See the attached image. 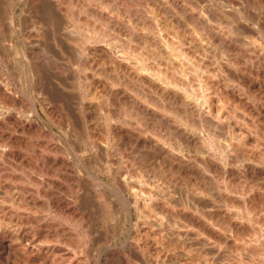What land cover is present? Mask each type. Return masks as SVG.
<instances>
[{"label":"bare ground","instance_id":"6f19581e","mask_svg":"<svg viewBox=\"0 0 264 264\" xmlns=\"http://www.w3.org/2000/svg\"><path fill=\"white\" fill-rule=\"evenodd\" d=\"M263 146L264 0H0L4 226L56 212L80 229L50 220L56 239L84 247L105 205L135 212V239L168 215L204 219L202 203L253 222Z\"/></svg>","mask_w":264,"mask_h":264},{"label":"rangeland","instance_id":"374dc122","mask_svg":"<svg viewBox=\"0 0 264 264\" xmlns=\"http://www.w3.org/2000/svg\"><path fill=\"white\" fill-rule=\"evenodd\" d=\"M46 125L50 127V122H47ZM53 127L55 130L56 129L55 126ZM259 150H260L259 151L260 153L262 149H259ZM263 150L260 153V155L262 154L263 157L262 156L260 157H262L261 160L264 162V151ZM103 166H104L103 167V170H104L106 168L105 164H103ZM3 168L4 169H2V166H0V172H1L0 175L2 176L8 173L7 172L8 168L5 166ZM5 168L7 169L5 170ZM18 173H21V172L18 171ZM110 178L111 176L109 175L107 176L106 172L103 173V179H107L111 182ZM22 185L24 186V187L22 186V188H25V186L28 184L24 183ZM34 185L35 184L32 183L29 186H27V188L30 189L31 188L30 186H32L33 188H37V186L36 185L34 186ZM262 186H264V182ZM262 189L264 193V187ZM0 193H1L0 200L1 199L6 200L5 204L8 206V203H10L11 201V199H8L9 194L7 195V193H3V191ZM258 202L260 203L258 199H251L249 201L250 204L248 203L250 205L249 210L251 211L250 212L251 216H253V219L251 220H254V221L252 222L249 220L250 221L249 223L248 220L241 218L240 223H238L237 225H235L232 222V218H230L229 216L228 217L226 216L220 219L218 217H215L214 213L207 214L208 212L204 207L206 205H204L205 203L204 204L202 203L204 219L194 218V216H189V217L187 216L188 218H185L179 215H178L179 216L178 218L177 215L172 214V216L168 215V217H164L165 220L163 218L164 221L161 220L162 222L160 220H154V222H156V223L153 222L155 225L153 224L154 227H153L152 232L154 231V233L153 235H151L152 233L148 234L149 237L152 236V238L150 237L151 239L147 235L145 236V234H143L144 233L143 231L140 232L141 234L138 233L139 234L138 237L140 238L135 239L134 235L136 233V230H135L136 227L134 226L133 222L138 221L137 224H140V221L137 220V216L135 215V212H133V216L131 217V219L132 218L133 219L131 221L128 215H122L121 213H113L115 214L113 215L111 213L108 214L109 213L108 212L105 214L106 212L105 210L107 209L110 210V207H108V205H105V207L103 206V211H102L103 212V218H102L103 227H101V224L99 225L98 222L101 223V221L98 220V217L97 218L90 217L93 219L91 220L93 221L91 222V226L92 228H94L93 231L95 233L96 231H100V232H97L98 234L93 233L95 234V237L92 234L93 236L91 235L92 238L88 242V245L84 247H78L75 244V241H74L75 234L73 232H71V235L69 236L70 232L68 233L65 230V233L66 234L68 233L67 234L68 238H65V237L63 238V236H60V238L56 239V237L53 235L54 231L50 227V225L53 224L54 221H55L54 224H56V226H59L60 229L62 226L63 228L69 227L68 229L77 230V232L80 231L79 228H73L74 226L71 225V221H68L67 217L63 219L62 217L60 218L59 216V218L62 219L60 220L56 212H52V211L49 213L44 212L45 214L41 215V211L35 210V212H37L35 214L29 212L30 215L32 214L31 218L37 221V223L32 224L31 227L30 226L28 227L27 223H18V222L15 223L14 220L13 222L10 220L9 223L8 222L5 223V225L10 227L8 229H11L7 231L11 233L16 231L15 233H17L19 236V237L17 236V238H22L21 240L13 236H10L11 234L10 235L7 234L8 232L5 233L6 235L5 234L2 235L1 230L4 229L5 227H6L5 229H7V226H4V222H1L3 224L0 223L2 226V229H0V235H1L0 236V264H64V263H67V264H78V263L79 264H264V247H263L264 246V232H263L264 231V226H263L264 225V217H263L264 214L258 212V209H259ZM93 208H96V207H93ZM104 208H107V209H104ZM26 210L21 211V212H24L25 214H27L28 209L26 208ZM96 210H100L98 206ZM262 210L263 209H260V211ZM253 213L255 214L253 215ZM36 214L39 216H37ZM34 217L35 218L38 217L37 218L38 220H36ZM53 217L54 219H52ZM205 217H209V218L205 219ZM44 218L49 219V220H45ZM214 218H217V219H214ZM225 218L227 221L225 220ZM94 219L96 220L94 221ZM99 219H101V217H99ZM228 219H230V221H228ZM187 220H191V221H187ZM207 220L209 221V225H208ZM214 220L216 221L215 223H217V225L215 223L213 224ZM49 221L53 223H49ZM218 221H219V224H218ZM205 223H207V225ZM12 224H14V226ZM233 224H234V227L236 226L235 228L233 227ZM19 225L21 228L18 227V229L16 230L13 229L14 227L17 228V226ZM44 225H46L45 228H44ZM22 226L25 227L26 229L23 228ZM26 226L28 227V229ZM38 227H39V230H38ZM230 227L231 228L233 227V228L231 229ZM29 228L31 229L30 230L31 233L30 231H27L29 230ZM34 228H35V231H34ZM103 229L105 230L104 232H103ZM17 230H19L20 232ZM47 230H49L50 235L52 236L47 235L49 232L46 234ZM25 232H28V233H25ZM215 232H217V234ZM257 233L258 235L259 233H263V234H261L260 237H257L258 236ZM26 234L27 235L30 234L28 237H30L31 235H34L35 239L39 238V239H44V240H46L45 235H47V240L49 239L51 241L49 240L43 241L42 243L41 241H39V244L38 242L37 244H34L31 241H29L27 238H25ZM100 234H101V237H100ZM106 234H108L109 236L107 235L108 236L107 237ZM98 237L101 239H99ZM7 238L12 239L13 241L8 240ZM62 241H66V243H64L65 245L63 244ZM91 245L93 246L91 247ZM91 248H94V249H91ZM67 252L68 254H66ZM76 261L78 262L76 263Z\"/></svg>","mask_w":264,"mask_h":264}]
</instances>
